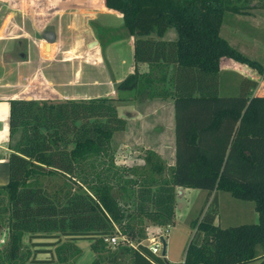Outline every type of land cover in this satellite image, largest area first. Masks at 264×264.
Segmentation results:
<instances>
[{
    "label": "trees",
    "instance_id": "trees-1",
    "mask_svg": "<svg viewBox=\"0 0 264 264\" xmlns=\"http://www.w3.org/2000/svg\"><path fill=\"white\" fill-rule=\"evenodd\" d=\"M103 3L122 14L134 36L137 67L116 89L129 99H174L175 162L168 166L148 151L140 166L116 164L114 133L126 120L112 97L10 99V180L0 185V227L8 239L0 264H77L76 241L84 237L92 264H121L125 257L131 264H171L140 242L148 223L173 225L179 187L204 189L208 198L214 192L202 218L190 222L196 229L183 264H264V95H251L255 79L220 66L226 56L264 79V65L220 35L228 14L253 6L246 0ZM140 63L148 70L140 71ZM53 175L65 179L49 189L42 179ZM219 191L252 201L258 221L215 223ZM120 234L132 244L104 241Z\"/></svg>",
    "mask_w": 264,
    "mask_h": 264
},
{
    "label": "crops",
    "instance_id": "crops-1",
    "mask_svg": "<svg viewBox=\"0 0 264 264\" xmlns=\"http://www.w3.org/2000/svg\"><path fill=\"white\" fill-rule=\"evenodd\" d=\"M246 2L253 7L228 14L220 35L252 57L258 55L259 44L264 48L259 40L264 37V0ZM123 24L122 14L106 8L103 0H0V185L10 180L12 98L112 97L118 114L126 120L124 129L114 133L113 145L119 142L116 163L142 164V158L133 154L143 150L156 152L168 166L174 164V99H129L128 91L116 89L137 67L134 36ZM225 57L220 59L222 70L250 75L258 84L263 79L259 71L238 64L246 63ZM138 66L140 71L148 70L147 63ZM254 92L252 96L261 95ZM179 188L178 195L183 196L185 188Z\"/></svg>",
    "mask_w": 264,
    "mask_h": 264
},
{
    "label": "rangeland",
    "instance_id": "rangeland-1",
    "mask_svg": "<svg viewBox=\"0 0 264 264\" xmlns=\"http://www.w3.org/2000/svg\"><path fill=\"white\" fill-rule=\"evenodd\" d=\"M228 16V15H227ZM224 23V22H223ZM222 23V30L224 29V24ZM228 29V28H227ZM260 31H263L261 29ZM255 33V32H254ZM253 32L251 34L254 35ZM257 34V33H256ZM255 34V35H256ZM254 35V36H255ZM256 36H259L258 34ZM255 36V37H256ZM262 41L264 45V37L262 39H259ZM256 54L251 57L252 59H258L264 64V48L261 44L258 45L255 49ZM224 59H230L228 57H225ZM231 61L237 63L235 59H230ZM226 61V60H224ZM260 62V63H261ZM241 66H245L244 68H248L249 70H253V72H257L255 68L252 69L248 65H245L243 63H238ZM239 70V69H238ZM246 77L253 78L250 75H246ZM263 78V74H262ZM254 92L255 95L261 94L264 95V79H260L259 84L256 88L252 89L251 95ZM118 139V138H117ZM120 140V138L118 139ZM116 143V142H115ZM119 143V142H118ZM115 144L113 149L114 158L116 157V151L117 147L119 146ZM122 155L123 151H121ZM147 154L146 151L140 150L139 152H135L133 155L135 157L142 158L141 161H143L144 156ZM137 155V156H136ZM138 161V160H137ZM116 162V161H115ZM117 164V163H116ZM119 164V163H118ZM119 165L124 166H140L141 164H133L129 165L127 163H120ZM169 165V164H166ZM71 179V177H69ZM65 179L64 177H60V175H53V176H46V178H43L44 185L48 186L49 189H53L56 184L62 183V181ZM187 192H186V190ZM184 195L182 194L176 196V214L174 217V223L173 225L169 226L167 229L162 228L164 230V238L168 242L167 247V255L165 260L169 261L171 264H183L184 262V255L186 252V249L190 243V240L192 238L193 233L195 232V227L190 224V222L195 219L196 217H199V219L202 218L204 212L209 208V203L212 200V197L206 199L208 192L204 189L200 188H185ZM182 196V197H181ZM123 199V198H122ZM125 199V198H124ZM252 201L249 200H239L234 198L228 191H219L216 195V201L215 205L218 209L217 216L215 218V223L220 224L221 226L227 227L228 225H236V224H242L246 222H257L258 221V214L254 209V204H252ZM206 206V207H205ZM205 207V210L203 211V214L200 215L201 209ZM147 234L146 238L143 240V243L148 242V237L154 235V228L159 227L155 225H152L150 223L147 224ZM161 228V227H160ZM8 230L4 226V224H1L0 227V249H3L4 244L7 242L8 239ZM150 233V234H149ZM29 235L25 234L23 236V243L26 245H29L28 243ZM76 244L81 249V255L77 260V264H92L94 255L90 248L89 240L87 238H79L76 241ZM106 244H108L106 242ZM110 244H108L109 246ZM111 246V245H110ZM162 252V251H161ZM40 258L48 257L47 255L40 254L38 255ZM121 264H131V261L127 259L126 257L121 259ZM247 264H258V261H252L248 262Z\"/></svg>",
    "mask_w": 264,
    "mask_h": 264
},
{
    "label": "built area",
    "instance_id": "built-area-1",
    "mask_svg": "<svg viewBox=\"0 0 264 264\" xmlns=\"http://www.w3.org/2000/svg\"><path fill=\"white\" fill-rule=\"evenodd\" d=\"M154 235L148 237V242L147 243H143V241H141L140 243L146 245L150 251L154 254V255H160L161 256V251H162V243L160 242V236H164V230L160 227H156V229H154ZM150 234V233H149ZM105 242H107L110 245H118L120 242L124 243V244H132L129 243L126 238L123 235H113L111 237H106L104 239Z\"/></svg>",
    "mask_w": 264,
    "mask_h": 264
},
{
    "label": "water",
    "instance_id": "water-1",
    "mask_svg": "<svg viewBox=\"0 0 264 264\" xmlns=\"http://www.w3.org/2000/svg\"><path fill=\"white\" fill-rule=\"evenodd\" d=\"M160 242L162 243L163 247H162V252H161V256L165 257L166 254V250H167V242L164 238V236H160Z\"/></svg>",
    "mask_w": 264,
    "mask_h": 264
}]
</instances>
